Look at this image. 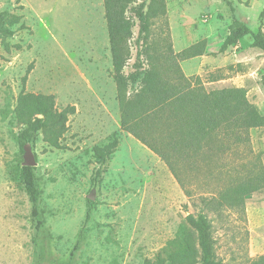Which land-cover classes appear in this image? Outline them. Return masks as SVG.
Here are the masks:
<instances>
[{"label": "rangeland", "instance_id": "374dc122", "mask_svg": "<svg viewBox=\"0 0 264 264\" xmlns=\"http://www.w3.org/2000/svg\"><path fill=\"white\" fill-rule=\"evenodd\" d=\"M231 1L234 13L223 0H164L166 14L151 18L148 35L139 38L132 9L144 3L147 13L154 2L135 0L124 73L161 63L159 50L178 54L205 41L204 55L180 62L185 77H199L207 91L243 88L264 116L262 51L248 36L220 52L234 17L264 37V0ZM4 11L22 16L30 30L0 36V264H145L200 210L211 221L218 260L252 264L264 257V187L246 197L244 211L211 212L199 200L230 180L264 173L263 127L250 129L246 142L225 140L199 169L186 170L188 196L166 163L121 129L103 0H0ZM23 91L54 96L58 111L75 107L62 149L38 133L21 151L13 115ZM114 138L118 148L100 166L93 149ZM26 149L36 162V216L21 183Z\"/></svg>", "mask_w": 264, "mask_h": 264}, {"label": "trees", "instance_id": "16d2710c", "mask_svg": "<svg viewBox=\"0 0 264 264\" xmlns=\"http://www.w3.org/2000/svg\"><path fill=\"white\" fill-rule=\"evenodd\" d=\"M134 1L103 0L113 79L121 112V129L165 162L186 194L192 196L191 191L185 187L187 177L182 176L187 173L186 170L199 169L202 160L206 157L209 160L222 146H227L225 140L229 142L234 139L240 143L248 141L250 129L264 128V116L248 101L247 92L243 88L207 91L199 77H185L180 62L204 55L205 41L178 54L173 53L169 47L167 50H159L161 63L151 61L149 69L137 67L134 72L126 75L124 70L131 59L129 42L136 25L134 19L127 16V12ZM223 1L234 13L233 1ZM153 2L147 13H144V3L132 9L134 18L139 22V38L148 35L151 18L166 14L164 0ZM260 19H264V10ZM26 30L30 29L23 22L22 16L8 11L0 12L2 38H11ZM248 36L253 40L252 46L264 54L262 33L253 32L236 17L220 52H226ZM14 48L22 50L21 45H15ZM5 50L11 52L7 43ZM28 72L23 78V84ZM130 90L132 93L129 94ZM75 112L74 106L58 111L52 95L21 92L13 115V123L19 128L21 151H24L26 143L34 141L38 133H42L44 142L50 147L62 149L61 141L68 131L69 117ZM221 136L223 139L220 140ZM118 145V139L114 138L104 146L94 147L96 162L104 166ZM101 174L99 169L97 176ZM21 183L33 205L32 214L36 216L40 191L36 184L35 168H22ZM263 187L264 173L252 175L246 180L235 178L217 193L200 196L199 200L202 209L211 212L224 208L244 211L246 197ZM185 222L179 237L171 241L154 260H147L145 264H224L217 259L212 224L204 211L200 210L197 215L189 214ZM252 264H264V257Z\"/></svg>", "mask_w": 264, "mask_h": 264}, {"label": "water", "instance_id": "95a60500", "mask_svg": "<svg viewBox=\"0 0 264 264\" xmlns=\"http://www.w3.org/2000/svg\"><path fill=\"white\" fill-rule=\"evenodd\" d=\"M36 162L32 156V153L29 149H26V163L25 167L35 168Z\"/></svg>", "mask_w": 264, "mask_h": 264}]
</instances>
